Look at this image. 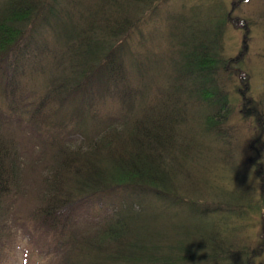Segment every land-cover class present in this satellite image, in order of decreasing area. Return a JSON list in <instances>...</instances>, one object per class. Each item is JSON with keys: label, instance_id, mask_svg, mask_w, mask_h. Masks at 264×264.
Segmentation results:
<instances>
[{"label": "trees", "instance_id": "1", "mask_svg": "<svg viewBox=\"0 0 264 264\" xmlns=\"http://www.w3.org/2000/svg\"><path fill=\"white\" fill-rule=\"evenodd\" d=\"M165 1L0 0V260L20 228L50 264H264V213L253 243L230 225L254 191L221 181L218 201L199 200L179 158L202 145L207 174L214 161L237 167L247 145L231 112L257 122L264 145V91L252 107L226 105L235 63L214 50L226 14L210 30L173 29L169 72L152 81L136 40ZM185 98L203 139L181 126ZM253 163L264 203V153ZM102 198L116 199L108 220L80 226Z\"/></svg>", "mask_w": 264, "mask_h": 264}, {"label": "rangeland", "instance_id": "2", "mask_svg": "<svg viewBox=\"0 0 264 264\" xmlns=\"http://www.w3.org/2000/svg\"><path fill=\"white\" fill-rule=\"evenodd\" d=\"M211 1L166 0L159 4L152 22L142 27V32L139 33L142 39L140 43L136 40L137 49L142 50L140 55L148 56L150 60L155 59L152 62L153 67L149 66L153 74L152 81L162 83L166 73L169 72L165 71L166 63L163 60L167 59L168 52H171L172 30H177L178 25L185 26V31L197 30L199 27L210 30L211 21L219 15L226 14L227 20L221 34L222 48L219 42H216L214 46V50L219 54L221 50L223 59L230 58V61L233 60L235 63L236 74L230 80L224 79V84L221 83L228 97L226 105L237 111L241 109V104L252 107L264 91V0H216L217 4L214 5L210 4ZM244 30H246L245 48L240 54L238 50L241 47ZM218 76L223 78L220 72ZM39 82L40 78L37 80V83ZM185 100L187 119L181 126L189 128L187 137L195 135L198 139H203L200 136V130L188 118V109H194V106L190 103V99L185 98ZM258 106L264 111V103H258ZM171 124L170 122L169 125ZM229 126L235 128L234 135L237 140H243L247 145L242 157L238 158L241 161L236 160L237 167H234L231 161H214L211 167L212 173L207 174L203 167L206 150L202 145L196 148L190 147L188 154L179 155V158L183 159L186 169L187 165L192 166V172L187 169V173L195 178V182L198 181L201 194L196 195V198L199 200L218 201L223 195L221 181L225 182L222 184L224 189L232 190L234 186L240 185L244 189L254 191L256 200L246 205L230 222L238 235L248 238L253 243L263 233L261 217L264 213V203L258 192L259 175L253 160L264 153V145L257 122L243 118L233 111ZM232 127L223 130L225 136L233 133ZM77 142L78 138L74 136L69 139L68 144L74 146ZM184 145L188 146L187 143ZM197 151L201 152V155H198ZM244 158H247L248 162H243ZM114 202L116 199L102 198L99 204L83 209L77 216V223L80 226H94L107 221ZM133 208H136L135 202H133ZM13 233L14 239L9 251L2 255L0 264H50V260L43 257L37 260L33 252L30 253L28 238L20 228H15Z\"/></svg>", "mask_w": 264, "mask_h": 264}]
</instances>
